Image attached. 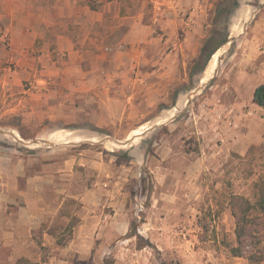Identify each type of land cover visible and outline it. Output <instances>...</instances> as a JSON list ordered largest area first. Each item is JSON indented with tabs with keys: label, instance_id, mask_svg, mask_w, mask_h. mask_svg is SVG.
<instances>
[{
	"label": "rangeland",
	"instance_id": "374dc122",
	"mask_svg": "<svg viewBox=\"0 0 264 264\" xmlns=\"http://www.w3.org/2000/svg\"><path fill=\"white\" fill-rule=\"evenodd\" d=\"M218 1L122 0L130 12L92 41L72 31L73 47L52 36L25 54L0 24V221L38 219L35 248H0V264L61 255L90 215L118 218L116 237L78 264H249L231 254L229 204H254L264 181V0L243 1L190 78Z\"/></svg>",
	"mask_w": 264,
	"mask_h": 264
},
{
	"label": "crops",
	"instance_id": "0c3cea01",
	"mask_svg": "<svg viewBox=\"0 0 264 264\" xmlns=\"http://www.w3.org/2000/svg\"><path fill=\"white\" fill-rule=\"evenodd\" d=\"M121 1L106 0L101 4L102 1L98 0L97 4L99 2L100 5L95 8L90 7L87 0H0V24H4L2 28L10 33L12 45L19 47V53H29L39 39L49 42L52 36V44L68 43L69 47H73L75 33L72 31H78L76 37L92 41L99 36L96 31L107 28V24L119 19L122 12L128 14L129 8ZM128 18L123 16V22L127 23ZM259 21L264 22V19L260 18ZM4 200L0 193V207L7 206ZM117 219L111 218L106 224L102 221L107 222V219L103 220L97 215L81 218L72 231L69 243L54 248L53 251H59L61 255L53 254L42 264L99 263L104 256H101L102 250L95 247L96 243L105 231L116 237ZM37 221L33 214L20 212L7 216L3 223L0 221V248L14 255L31 252V248L36 246L33 234L37 230ZM22 228L26 229L25 233L21 232ZM44 235L49 237L48 234ZM48 244H51V240ZM64 255H68V258ZM28 260L34 262V259Z\"/></svg>",
	"mask_w": 264,
	"mask_h": 264
},
{
	"label": "trees",
	"instance_id": "16d2710c",
	"mask_svg": "<svg viewBox=\"0 0 264 264\" xmlns=\"http://www.w3.org/2000/svg\"><path fill=\"white\" fill-rule=\"evenodd\" d=\"M244 0H219L215 7L209 35L204 40L197 58L193 61L190 78L203 74L216 52L228 43L231 18ZM253 102L264 108V85L253 95ZM254 204L242 196L230 199V210L235 219L237 246L231 249L233 257L244 258L249 264L264 261V181L256 185Z\"/></svg>",
	"mask_w": 264,
	"mask_h": 264
}]
</instances>
